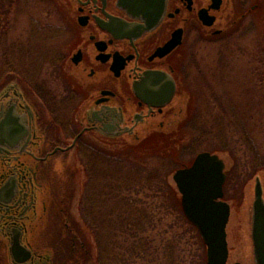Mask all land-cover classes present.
<instances>
[{
  "label": "rangeland",
  "instance_id": "rangeland-1",
  "mask_svg": "<svg viewBox=\"0 0 264 264\" xmlns=\"http://www.w3.org/2000/svg\"><path fill=\"white\" fill-rule=\"evenodd\" d=\"M253 1L259 7L226 34L205 41L196 30L191 31L187 44L180 49L181 59L178 57V61L182 63L178 70L185 79L179 87L182 94L176 97L175 103L178 126H165L163 131H158L170 135L182 126H187V130L191 132L190 136L187 135L188 138H195L197 134L192 132L194 127L196 130L201 127L210 142H215L222 149L218 152L211 151L206 142L200 144L196 151L192 148L182 149L181 159L186 163L185 166H190L197 154L209 152L223 160L226 172L223 200L230 207L226 233L232 259L238 254H251L249 233L257 178L264 200V169L252 173V166L260 159L253 161V157H256V153L259 157H264V0ZM57 2L0 0V70L8 69L5 63L7 60L12 70L9 81L18 77L22 90L36 100V96L43 98L45 89H49L57 96L62 105L60 107H63L67 103L61 99L64 94L59 92V68H54L53 64L59 61L58 49L64 50L70 39L64 35L66 29L62 22L63 7ZM235 3H232L231 9ZM250 6L247 2L246 8ZM224 35L226 38H223ZM44 108L41 106L42 111ZM57 113L62 115L56 121L57 124H67L71 116H74V113H69V109L66 113L65 110L59 113L57 109ZM54 127L60 132L59 136L64 144H70L75 130H78V126ZM85 138L87 141L94 139L90 135ZM97 142L95 147L106 150L122 148V144L129 147L140 144L128 139L112 142L98 139ZM90 144L80 142L79 147L58 155L52 161L47 220L34 242H31L39 253L47 251L51 254V264H92L91 260L84 262L83 254L74 252L68 259L70 248L64 243L67 238L63 239L66 232L64 224L67 221L72 222L71 227L77 229L82 242L83 237L89 241L87 248H84L91 253L93 264L95 263L96 244L91 233L81 226L80 209L88 202L87 186H84L87 177L84 174L92 163L97 168V173L93 174L95 184L91 186V193L96 195L103 183L97 178L101 177L103 171H110L111 162L108 166V156L100 153V150L90 148L93 146ZM188 146L193 145L191 143ZM231 149L235 151L233 157L229 152ZM89 158L93 162L88 163ZM236 159L249 162L250 167L246 166L244 170ZM175 170L168 176V182L174 188L172 175ZM76 222L78 226L74 225ZM53 245L56 247L52 248ZM54 249L59 251L54 254ZM247 260L250 264L249 256L243 258L244 264ZM6 263L8 264L7 261Z\"/></svg>",
  "mask_w": 264,
  "mask_h": 264
},
{
  "label": "flooded vegetation",
  "instance_id": "flooded-vegetation-1",
  "mask_svg": "<svg viewBox=\"0 0 264 264\" xmlns=\"http://www.w3.org/2000/svg\"><path fill=\"white\" fill-rule=\"evenodd\" d=\"M56 1L63 7L64 35L70 39L64 50L58 49L59 61L53 64L54 68H59V92L64 94L61 99L67 106L60 107L57 96L49 89H45L43 98L36 96L38 100L32 99L22 90L18 77L11 81L8 78L6 84L0 86L1 92L8 81H14L22 95L21 99L12 93L0 97V119L11 107L10 126H18L6 139L0 132V187L8 181L17 190L14 200L0 205V264H7L2 228L10 224L22 225L27 230L25 219L35 206L28 207L26 196L31 189L34 191L39 187L50 192L54 158L75 149L79 142L89 144L88 139H83L87 135L94 138L89 139L94 144L98 139L103 140L96 130L99 126H135L132 135L119 140L126 137L138 139V134L144 131L178 126L175 103L176 97L182 94L179 87L185 81L178 70L182 64L178 59L191 31L196 30L203 40L211 41L236 28L259 7L253 0H222L217 10L213 9L212 0H166L164 21L160 27L138 33L137 26L145 23L128 17L118 0ZM233 2L235 5L231 9ZM247 2L251 4L248 9ZM210 18L213 23L206 26L204 22ZM178 30H181V44L165 56H157V50ZM41 106L45 107L44 112ZM57 109L59 113L64 110L66 113L69 109L74 116L67 124H57L62 116ZM0 126L9 124L0 123ZM54 126H78V130H75L71 143L64 144ZM90 127L92 129H88ZM84 129L88 130L78 137L71 149L62 151ZM20 143L21 153L18 149ZM71 223L65 222L63 235V239L67 238L65 245L70 248L69 256L72 252L82 254L85 250ZM57 251L59 249H54V254ZM230 254L228 246L227 264H244L245 256L250 257V264H255L252 248L251 254H238L237 259L230 258ZM245 264H249L248 260Z\"/></svg>",
  "mask_w": 264,
  "mask_h": 264
},
{
  "label": "trees",
  "instance_id": "trees-1",
  "mask_svg": "<svg viewBox=\"0 0 264 264\" xmlns=\"http://www.w3.org/2000/svg\"><path fill=\"white\" fill-rule=\"evenodd\" d=\"M5 63L8 69L0 70V86L12 72L7 60ZM200 128L194 127L195 138H188L191 132L182 126L174 134L152 132L138 146L122 144V148L111 150L88 141L93 145L90 148L108 156L107 165L111 162L110 171L97 178L103 183L96 195L91 193V186L97 168L92 163L84 174L88 202L80 209L81 226L96 244L94 264H206L205 246L197 229L185 218L176 189L168 182L169 174L186 164L181 159L182 149L195 150L208 142L211 151H222ZM191 143L193 146H188ZM229 152L235 155L232 149ZM255 159L258 163L252 166V173L264 169V157L256 153ZM236 160L244 170L250 167L249 162ZM83 239L87 248L89 241ZM85 250L84 262L91 260L93 264L91 253Z\"/></svg>",
  "mask_w": 264,
  "mask_h": 264
},
{
  "label": "water",
  "instance_id": "water-1",
  "mask_svg": "<svg viewBox=\"0 0 264 264\" xmlns=\"http://www.w3.org/2000/svg\"><path fill=\"white\" fill-rule=\"evenodd\" d=\"M212 3L213 9L217 10L221 6L222 0H212ZM118 4L127 12L128 17L145 23L143 26H137L138 33L160 27L164 21L166 0H118ZM212 23L213 18L206 19L204 22L206 26H211ZM180 44L181 30H178L173 34L172 39L168 43L157 50L156 55L163 57ZM7 93L18 95L19 99L22 96L20 88L14 81L7 83L0 92V97L5 96ZM12 113V108L8 107L2 114V119H0V123L9 124V126H0L3 139L12 136L15 133L14 129L18 128V126H10V120L13 117ZM134 127L99 126L96 130L102 138L118 140L123 136L132 135ZM164 127L144 131L142 132L144 134H138V139L132 140L131 137H126L125 140L140 142L152 132L160 133ZM88 129H92V127ZM88 129L82 130L74 139V142L62 151L69 150L77 138ZM9 149L16 150L14 147H9ZM18 149L21 153V143L18 145ZM224 167L223 160L217 155L203 152L195 157L191 166L178 169L172 175V180L180 194L182 212L186 219L196 227L206 247V264H226L227 262L226 225L230 215V207L226 202L221 200L223 197V185L226 179ZM255 182L251 237L255 264H264V201L259 179L257 178ZM47 192L39 187L34 191L31 189L27 194L28 207L32 206V204L35 206L32 212L27 214V219H25L27 230L22 225L11 226L10 224L2 228V234L4 233L2 239L6 246L5 253L8 264L52 263L49 252L41 251L39 253L31 244L47 220L50 201L49 193ZM16 193L17 190L14 185L7 181L0 187V199L2 201L0 205L14 200Z\"/></svg>",
  "mask_w": 264,
  "mask_h": 264
}]
</instances>
